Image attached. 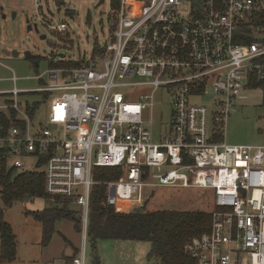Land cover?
<instances>
[{"label":"built area","instance_id":"1","mask_svg":"<svg viewBox=\"0 0 264 264\" xmlns=\"http://www.w3.org/2000/svg\"><path fill=\"white\" fill-rule=\"evenodd\" d=\"M39 19L68 32L65 22ZM109 22L89 59L48 70L37 78L49 83L35 90L18 88L14 75V88L0 93L15 97L0 111L22 122L0 137L9 166L25 170L24 156L46 157V194L79 208L83 243L72 264H88L94 170L105 167L122 171L105 183V204L119 211L141 209L146 188L213 190L211 230L186 253L197 264H264V144L225 140L237 99L264 90V0H112ZM160 91L172 113L156 141ZM27 92L49 98V127L35 128L20 108Z\"/></svg>","mask_w":264,"mask_h":264},{"label":"rangeland","instance_id":"2","mask_svg":"<svg viewBox=\"0 0 264 264\" xmlns=\"http://www.w3.org/2000/svg\"><path fill=\"white\" fill-rule=\"evenodd\" d=\"M36 1L42 6L40 11L35 7ZM68 9L74 10V15L67 14ZM111 9L112 0H0V90L14 88L11 81L14 75L19 78L17 86L20 89L42 88L49 83L48 77L38 79V76H42L53 67L69 68L72 67L70 64L72 61L89 59L93 48L103 46L108 39ZM39 17L51 26L65 22L68 25V32L59 34L46 26ZM29 24L33 27L37 25L39 32L35 28L28 31ZM4 51L11 54L8 55ZM13 52H17L18 56H14ZM26 53L35 58H27ZM56 54H63L65 58H55ZM242 95L237 99L236 109L227 120L225 140L230 144L262 145L264 90L248 89ZM17 101L20 108L30 114L35 128L50 126L48 115L51 103L44 94L21 93ZM13 102L15 97L0 95V105ZM171 113L170 98L164 91L158 92L155 95L153 109L156 141L160 140V133L163 135L168 132ZM147 115L150 116V112ZM22 160L26 166L25 170H44V166L39 167L37 156L27 155ZM145 196L150 198L148 209L151 210L215 209L213 190L202 192L201 189L195 188H146ZM50 205L48 199L37 198L19 200L5 207L0 196V207L3 208L5 219L12 226L18 241L17 260L2 263L0 258V264H52L71 254L68 252L69 242L75 247L78 243L79 249L82 247V233L76 230L74 220L70 219L60 220L55 226L56 231L49 244L46 246L42 244V227L33 213L42 212ZM97 247L101 262L99 264H161L159 258L149 260L148 255L146 256L151 247L148 242L100 240ZM46 250L49 254L47 260ZM87 257L88 264H94L89 242Z\"/></svg>","mask_w":264,"mask_h":264},{"label":"trees","instance_id":"3","mask_svg":"<svg viewBox=\"0 0 264 264\" xmlns=\"http://www.w3.org/2000/svg\"><path fill=\"white\" fill-rule=\"evenodd\" d=\"M59 2V1H58ZM66 13L74 15V10ZM65 64V63H64ZM72 67L80 62L70 63ZM55 68V67H53ZM16 113L0 111V137L12 122L21 126L22 122L15 119ZM46 157L39 162L45 166ZM9 166V151L0 147V196L5 207L24 199L46 198L51 205L42 212L33 213L34 218L42 227V244L48 245L55 234L56 222L63 219L74 220L75 228L81 232L79 210L73 201L64 197H50L45 192L44 170H20ZM122 175L117 167L95 168L94 180L98 182L91 194V211L88 238L92 250L94 264H99L97 243L100 240H122L148 242L151 247L148 259L159 258L161 264H197L186 253L185 246L194 237L208 233L212 227L213 211H187L183 209H148L150 198H146L139 210L119 211L105 204L108 181H116ZM75 209H74V208ZM0 258L2 263L17 260L18 241L12 226L6 221L3 208L0 207ZM78 255L72 256L70 261ZM66 259V258H65ZM72 264V263H71Z\"/></svg>","mask_w":264,"mask_h":264},{"label":"crops","instance_id":"4","mask_svg":"<svg viewBox=\"0 0 264 264\" xmlns=\"http://www.w3.org/2000/svg\"><path fill=\"white\" fill-rule=\"evenodd\" d=\"M13 78V77H12ZM12 78H11V81H12ZM19 81V80H18ZM13 82V81H12ZM13 84H14V82H13ZM11 90V89H10ZM7 91H9V89L8 90H0V93L1 92H7ZM243 96V95H242ZM47 208V207H46ZM45 208V209H46ZM41 212V211H40ZM59 222V221H58ZM58 222H56V224H55V226L58 224ZM56 228V227H55ZM69 245L70 246H68V252L70 251V255H65V257H64V259H62L60 262H55V263H52V264H71L72 262L70 261V259H68V258H71L72 256H75L78 252H79V244L77 243V247H75L72 243H70L69 242ZM0 248H1V237H0ZM98 248V247H97ZM68 252H67V254H68ZM99 253H100V249H99ZM149 253V252H148ZM148 254H146V256H147ZM45 258H46V260L47 259H49V254L47 253V250H46V254H45ZM66 258V259H65ZM115 258H118V256H115ZM99 263H101L100 261H99ZM45 264H48V263H45ZM49 264H51V263H49Z\"/></svg>","mask_w":264,"mask_h":264},{"label":"water","instance_id":"5","mask_svg":"<svg viewBox=\"0 0 264 264\" xmlns=\"http://www.w3.org/2000/svg\"><path fill=\"white\" fill-rule=\"evenodd\" d=\"M28 23H29V20H28ZM35 28V30L37 31V32H39V29H38V26L37 25H35L34 27L32 26V25H30L29 24V26H28V31H32L33 29ZM43 38H46V36H43ZM4 53H6V54H11L9 51H4ZM13 55L14 56H18V53L17 52H13ZM26 56H27V58H35V56H33V55H31L30 53H26ZM57 57H59V58H65V55H63V54H56L55 55V58H57Z\"/></svg>","mask_w":264,"mask_h":264}]
</instances>
